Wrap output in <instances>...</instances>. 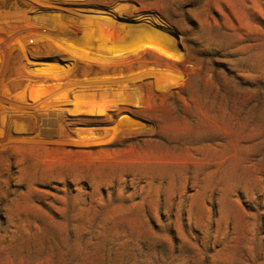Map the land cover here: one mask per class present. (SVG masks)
<instances>
[{
    "label": "rangeland",
    "instance_id": "1",
    "mask_svg": "<svg viewBox=\"0 0 264 264\" xmlns=\"http://www.w3.org/2000/svg\"><path fill=\"white\" fill-rule=\"evenodd\" d=\"M0 264H264V0H0Z\"/></svg>",
    "mask_w": 264,
    "mask_h": 264
}]
</instances>
